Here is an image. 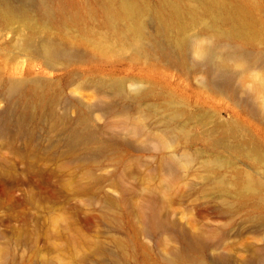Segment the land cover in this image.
<instances>
[{
    "label": "rangeland",
    "instance_id": "374dc122",
    "mask_svg": "<svg viewBox=\"0 0 264 264\" xmlns=\"http://www.w3.org/2000/svg\"><path fill=\"white\" fill-rule=\"evenodd\" d=\"M13 2H28L40 35L80 58L53 70L21 54L28 28L0 12V111L9 80H39L35 95L72 105L71 127L88 112L99 140L68 151V133L35 118L32 137L0 144V264H104L107 254L108 264H254L264 256V88L255 89L264 65L233 67L232 86L218 87L193 51L230 43L264 53V0ZM68 65L89 73L66 76ZM100 77L119 79L125 96L85 83ZM96 105L106 108L90 112Z\"/></svg>",
    "mask_w": 264,
    "mask_h": 264
},
{
    "label": "bare ground",
    "instance_id": "6f19581e",
    "mask_svg": "<svg viewBox=\"0 0 264 264\" xmlns=\"http://www.w3.org/2000/svg\"><path fill=\"white\" fill-rule=\"evenodd\" d=\"M39 11L42 16H49V9L43 1L39 3ZM0 12L7 18H18L20 21H24V24L27 26L28 33L22 34L20 38L19 51L21 54L40 58L46 67L53 70H57L60 66L71 64L72 61H77L80 58V55L73 48L56 42L48 35H40L41 26L35 23L32 24L29 19L30 6L28 2L18 6L13 0H0ZM133 46L137 52L144 50L142 42L139 39L134 42ZM193 51L196 57H199V63L208 68L212 75V82L218 87L232 86L233 80L237 75L231 71L233 67L239 68L240 73H243L251 66L264 65V53L244 50L230 43L224 44L221 47L215 43H208L204 46H198L197 44ZM64 69L66 76H77L80 80L82 79V77L78 76L80 73H83V76L89 73L88 68H82L79 65H68ZM24 72L25 74H30L32 68H26ZM92 75H96V73ZM85 83L90 87L97 88L103 94H106L107 90L116 97H124L126 94L123 84L119 79L108 83L100 77L98 80L90 79ZM40 84L39 80L27 78L13 79L7 82L4 94L7 97V104L0 111V144L9 145L14 148L16 147L17 140L21 136L26 135L32 137L33 132L30 130L29 124L35 118L50 121L49 128L53 131L60 130L67 132L66 147L68 151H74L79 147L85 148L96 144L99 140V135L92 130V115H89L88 112L81 109L75 120V126L71 127L69 116L71 115L72 105L62 103L57 94L51 97H39L35 95L37 91L35 89H38ZM259 88H264V84L260 83L259 86L257 85L255 87V89ZM28 94L29 97H27ZM105 108V106L96 105L89 108V110L90 112H94ZM253 111H258V106L255 103L253 105ZM139 132L140 127L135 126L133 133L137 134ZM21 149L22 147L19 148L18 152ZM23 152H27V150ZM167 168L172 170L174 163L169 161ZM151 224L152 222L148 221V227ZM138 232H144V229L143 231L138 230ZM146 232L150 234V229L147 228ZM108 258L109 255L107 254L104 264H108ZM168 258L173 260L178 259L179 253L170 252ZM255 259L254 264H264V256L257 257L256 255ZM148 260H150V256ZM147 263L149 262L147 261ZM147 263L141 261L134 263L132 261L128 264Z\"/></svg>",
    "mask_w": 264,
    "mask_h": 264
}]
</instances>
